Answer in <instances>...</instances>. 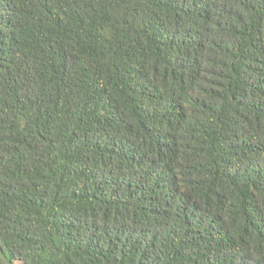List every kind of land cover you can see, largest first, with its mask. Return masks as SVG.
<instances>
[{
    "label": "trees",
    "instance_id": "16d2710c",
    "mask_svg": "<svg viewBox=\"0 0 264 264\" xmlns=\"http://www.w3.org/2000/svg\"><path fill=\"white\" fill-rule=\"evenodd\" d=\"M0 264H264V0H0Z\"/></svg>",
    "mask_w": 264,
    "mask_h": 264
}]
</instances>
